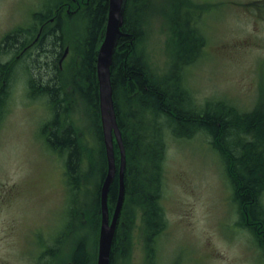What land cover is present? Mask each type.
Instances as JSON below:
<instances>
[{
  "label": "rangeland",
  "instance_id": "1",
  "mask_svg": "<svg viewBox=\"0 0 264 264\" xmlns=\"http://www.w3.org/2000/svg\"><path fill=\"white\" fill-rule=\"evenodd\" d=\"M45 1L0 0V65L9 61L13 66L0 117V264H72L71 256L80 240L88 244L91 264H97L100 229H93L86 218L75 228L71 224L69 227L72 217L66 154L49 147L41 133L50 112L45 97L30 91L25 67L31 63V51L18 56L21 50L1 48L4 36L17 26L30 24L34 12L41 10ZM59 1L63 0H54ZM168 1L152 0L153 10L145 15L141 43L150 70L160 74L170 71L171 58L180 50L168 22ZM239 2L241 5L236 6ZM193 3L199 8L205 43L196 52V61L175 65L173 74L181 76L183 85L193 91L197 105L212 100L211 107H215L217 101H223L243 112V107L253 106L259 93H264V87L259 88V62L264 49L255 40L264 31V22L243 12V0H216L215 5L224 13L217 16L215 11L217 17L212 20H208L206 0ZM188 5L191 10L190 1ZM64 33L72 41L76 33L74 21H67ZM248 37L254 43L245 41ZM63 46L70 44L65 42ZM41 57L39 64L44 61ZM77 64L70 46L59 69L61 84L70 92L68 114L83 132L81 141L94 146L92 109L86 98L75 93L78 90L71 91L68 82ZM258 104L264 106V99H259ZM222 161L206 133L177 137L172 130L167 131L161 198L167 225L156 240L157 264H264L255 236L241 223ZM89 199L91 196L83 197L84 207ZM132 235V249L118 264H150L140 213L133 223Z\"/></svg>",
  "mask_w": 264,
  "mask_h": 264
},
{
  "label": "trees",
  "instance_id": "2",
  "mask_svg": "<svg viewBox=\"0 0 264 264\" xmlns=\"http://www.w3.org/2000/svg\"><path fill=\"white\" fill-rule=\"evenodd\" d=\"M63 1L46 0L41 12H34L30 24L17 26L4 36L1 48H7V51L21 50L36 34L35 21L38 15L41 22L47 20ZM143 5L144 2L139 0L127 1L122 26L124 34L119 39L111 65L114 102L127 159L126 194L113 242L111 264H118L121 257L129 255L133 245V223L138 213L142 217L145 239L150 249V264H157L156 240L167 225L161 198L168 130H172L177 137H192L198 132L211 137L212 145L225 164L241 223L255 236L264 260V212L260 207L264 193V116L243 114L236 106L223 101H217L215 107H211L212 100L197 105L192 97L193 91L183 85L181 76L173 74L175 65L166 74L150 70L141 47L145 33ZM108 13L109 0H89L83 11L79 9L77 13L67 15L66 23L69 19L75 23L76 33L72 35V41L75 42L65 37L66 23L59 20L53 32L41 38L40 44L45 42V47L40 48L44 61L40 62L39 67H25L31 92L42 90L49 93L51 98H57L59 91L64 92L60 77L62 71L52 78L51 66L55 61L52 63L49 58L68 42L73 49V56L78 60L76 69L70 71L68 82L71 91L83 90L86 95L92 109L90 117L94 122L95 145L80 142L71 127L62 129V126L57 125L52 147L68 152L66 178L72 217L69 227L71 224V228H75L78 226L76 223L86 218L97 232L101 223V188L108 172L100 120L97 58L106 31ZM180 24L181 31L185 28L182 35L184 51L189 52V47L198 43L186 24L180 22L178 26ZM53 46L56 52H49L48 49ZM12 67L9 61L0 65V79L7 78V86L0 89V111L9 94ZM196 106L198 110L193 108ZM114 146L118 171L109 191L111 212L116 206L120 190V149L116 141ZM85 195L91 196L86 207L83 206ZM249 210L253 217L250 219L257 222H243ZM91 261L87 242L80 240L73 250L71 263L91 264Z\"/></svg>",
  "mask_w": 264,
  "mask_h": 264
},
{
  "label": "flooded vegetation",
  "instance_id": "3",
  "mask_svg": "<svg viewBox=\"0 0 264 264\" xmlns=\"http://www.w3.org/2000/svg\"><path fill=\"white\" fill-rule=\"evenodd\" d=\"M89 0H72L70 1H63L62 3H60L58 5V7H56L54 9V12L52 13V16H50L47 20L42 21L39 19V15L36 19V26H37V31L35 36L32 37L31 41L24 46L20 53L17 54L18 56L22 53V52H26V51H31L30 52V57L28 60L31 61V63H29V67L33 66H39V55L41 53L40 48L42 46V49L45 47V42L41 43V38L43 39V36H48L49 33L53 32L52 29L57 25V22L60 20H63L66 23V19L68 18V16L77 13L79 11V9H81L82 11L84 10V8L86 7V5L88 4ZM133 1H137V0H133ZM141 2H144L143 5V13L144 15H146L148 12H152V0H139ZM191 2V10L189 9V5L188 2ZM193 1L195 0H169L168 3H166V5L168 6V9L166 10L167 13H169L168 16V22H169V26L172 27V32L176 35V39H178V41L180 42V47H179V51L176 52V54L172 56L171 58V63L173 65H180V64H185V63H191L193 61H196L197 58L199 57V54H197L196 52L199 50V48L203 49V45L205 43L204 39L202 38V34L203 31L201 29L202 26V19L199 20V15L197 13L198 9L197 7L194 5ZM201 1V0H199ZM208 2V4H206V12H207V16H208V20L211 18V20L221 14L224 13L223 9L220 10L218 6L215 5L216 0H206ZM243 12L248 13V16L251 17H255L258 18L261 23L263 24L264 22V0H243ZM236 6L241 5V3H235ZM73 6L75 8H73ZM215 11H217L218 15H215ZM41 11L40 10H36L35 13L39 14ZM68 15V16H67ZM41 22V23H40ZM181 22L183 24H186L187 29L189 30L190 34L193 36V39H195L197 41L198 44H196L195 46L192 45L189 47L190 51H184V47H183V32L184 29H182L181 31V24L180 26H178V24ZM64 23V24H65ZM264 25V24H263ZM261 29H264V26L261 27ZM259 41H258V39ZM257 38L255 37L256 43L258 42V46L261 49H264V31L261 32V35L258 34ZM248 42L254 43V40L250 37H248L247 40ZM64 45V44H63ZM62 45L61 50L52 55L51 58H49V60L53 63L55 61V63H53V65L51 66L52 70H51V76L52 78L54 76H58L59 74V69L61 70L63 67V61L67 58V56L69 55V51H70V46H66L64 48V46ZM249 45H254V44H249ZM49 52H56L54 49V46L48 49ZM201 51V50H200ZM16 55V57H17ZM263 58H261L260 60V75H261V82L259 83V88L261 86L264 87V53H262ZM54 56V57H53ZM170 63V64H171ZM48 65V64H47ZM50 68V69H51ZM11 85V79H10V84L8 86ZM3 86H7V78L5 77V79H3ZM83 90H79L76 91L75 93H78V95L80 97H84L86 98L85 93L83 94L82 92ZM258 93H259V89H258ZM37 94V96L40 98L41 96L45 97V102L48 106V110L50 112V116L47 119L46 123L44 124V127L41 129V133L44 135V141L46 144L49 145V147H52V143L54 140V133H55V127L58 125L62 126V129H65L67 127H71L72 130L74 131L77 139L82 142V138H83V132L79 131L75 125L72 123L70 117H69V107H71V95L70 92L68 93V91L62 92L59 91L57 98H51V96L49 95V93H46L45 91L42 90H36L34 91V95ZM262 94V95H261ZM258 100L255 104H253V106H247V107H243V114H248V113H252V114H256V115H262L264 116V106L258 104L259 99L260 101H262V99H264V93H259L258 95ZM255 98L256 94H255ZM262 98V99H261ZM256 101V100H255ZM3 109V108H2ZM4 113V110H2L0 112V117L2 116V114ZM57 119V121H56ZM100 119H101V112H100ZM101 125H102V119H101ZM54 149V148H53ZM52 149V150H53ZM55 151H57V153H64L66 154V157H68V152L64 151L61 152V150H57L54 149ZM65 173H66V163H65ZM263 195L261 196V200H262V206L261 209L263 210L262 212H264V199H263ZM252 204V203H251ZM246 218L243 219V222H250V223H254L256 220H251L250 218H253L250 210L248 212V216L247 214ZM259 220V219H258ZM260 221V220H259ZM257 222V221H256ZM261 225V224H260ZM263 230V229H262ZM261 231V230H260ZM264 231V230H263Z\"/></svg>",
  "mask_w": 264,
  "mask_h": 264
},
{
  "label": "water",
  "instance_id": "4",
  "mask_svg": "<svg viewBox=\"0 0 264 264\" xmlns=\"http://www.w3.org/2000/svg\"><path fill=\"white\" fill-rule=\"evenodd\" d=\"M128 0H109V13L106 31L100 45L97 58L99 79L100 110L104 131V140L108 157V172L101 188V226L98 245L97 264H111L112 247L125 200V169L127 165L126 149L123 134L118 122V115L113 96L111 65L120 37L124 34L122 26L125 20ZM116 139L121 153L119 170L120 190L118 200L111 217L109 208V191L118 168L115 157L114 140ZM66 264V263H58Z\"/></svg>",
  "mask_w": 264,
  "mask_h": 264
},
{
  "label": "bare ground",
  "instance_id": "5",
  "mask_svg": "<svg viewBox=\"0 0 264 264\" xmlns=\"http://www.w3.org/2000/svg\"><path fill=\"white\" fill-rule=\"evenodd\" d=\"M125 194H126V192H125Z\"/></svg>",
  "mask_w": 264,
  "mask_h": 264
}]
</instances>
